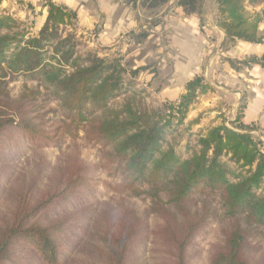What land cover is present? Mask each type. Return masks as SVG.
<instances>
[{
    "label": "trees",
    "instance_id": "obj_1",
    "mask_svg": "<svg viewBox=\"0 0 264 264\" xmlns=\"http://www.w3.org/2000/svg\"><path fill=\"white\" fill-rule=\"evenodd\" d=\"M7 1L12 0H0V5ZM168 1L144 0L141 7L154 11ZM202 1L176 0V5L186 16H200ZM43 2L46 20L34 36L19 32L21 23L0 11V145L15 137L35 145L39 140L83 132L88 141L109 148L108 160L122 168L124 188L135 197L144 194L138 185L150 188L152 208L162 220L156 236L174 248L179 264L213 215L209 210L192 208L191 197L197 193L218 195L226 214L236 219L224 230V241L218 245L212 264H264V257L258 261L249 257L248 239L251 228L264 227V145L242 124V107L230 127L221 123L207 129L199 135L193 154L181 160L172 146L164 148V129L169 125L165 118L175 114L177 124H182L198 96L211 87L201 76H195L185 84L177 104L169 105L171 115L166 116L137 111L130 104L113 106L125 93V75L135 77L146 67L128 72L120 59L109 60L93 53L78 55L75 33L67 31L68 27L74 29L76 13L51 0ZM256 2L215 0L216 24L225 34L226 49L236 41L260 44L264 40L259 33V26H264V9L252 12L246 8V4L254 6ZM236 64L264 70V54L259 59L233 63L237 70ZM18 77L48 91L64 112L62 127L50 138L43 124L33 122L30 116V102L39 91L25 88L17 100H9L6 85ZM196 123L198 120L191 122ZM223 157L236 169L223 162ZM97 183L87 166L73 163L30 213L19 205L9 218L1 220L0 264H70L72 251L78 250L87 237L97 213L101 197ZM161 192L167 198L165 206L160 202ZM55 205L61 209L47 221L29 223L35 212ZM70 210L85 220L67 225L73 215L65 217L64 213ZM138 226L139 217L132 209L109 222V264H131V244Z\"/></svg>",
    "mask_w": 264,
    "mask_h": 264
},
{
    "label": "rangeland",
    "instance_id": "obj_2",
    "mask_svg": "<svg viewBox=\"0 0 264 264\" xmlns=\"http://www.w3.org/2000/svg\"><path fill=\"white\" fill-rule=\"evenodd\" d=\"M13 1L15 4H12ZM143 1L135 0L136 5L139 6L138 10L145 18L154 17L155 13L162 9L151 11L142 8ZM245 1L247 3L249 0ZM7 2L11 3L6 4ZM7 2L0 5V11H5L19 24L21 23L18 28L19 32L24 30L28 31L31 36L36 35L37 31L33 26L34 12H29V9L18 0ZM256 3L254 6L246 4V8L252 12L264 9V0H257ZM250 7L253 9H249ZM167 27V20L154 19L145 26V29H141L137 36L133 37L136 44L140 43L142 47L137 49L131 47L130 52L125 50V47L113 51L98 46L95 48L89 34L78 35L71 27H68L67 31L75 33L78 55L93 53L100 58L120 59L128 72L139 67H146L145 71H140L135 77H131L128 73L125 75V93L113 103V106L120 107L123 104H130L134 110L160 112L166 116L171 115L169 105L177 104L179 98L185 93L183 88L184 93L179 96L178 100H171V90H174L171 88L174 57L171 56V33H168ZM142 35L148 37L143 38ZM249 59L252 58L244 61ZM25 88L39 91V94L30 102V116L33 122L43 124L50 138L58 127H62L64 112L48 91L43 88L38 89L37 83L22 77L9 81L6 85L9 100H17L25 92ZM172 115L169 119L165 118L169 121V125L164 129L163 145L164 148L172 146L176 155L181 160H185L196 150L199 135L211 127L203 126L207 117L202 114L196 117L191 116V118L187 115L180 125L177 124V116ZM219 117L221 122L218 125L224 123L230 127V122L224 118L223 114ZM194 120H198V123L191 124ZM2 143L0 145V221L9 218L19 205L27 214L30 213L44 194L51 191L63 171L71 164L79 162L87 166L90 174L98 180L97 189L101 197L87 237L78 250L72 251L70 264H109L111 249L106 237L110 228L109 222L122 211L131 209L139 217V226L131 244V264H179L174 257V248L170 249L156 236L162 220L155 212V207L152 208L154 202L149 195L150 188L138 185V189L144 192L139 197H135L131 191L124 188L122 168L110 164L109 148L88 141L83 132L72 137L64 135L57 140L47 139L45 142L39 140L35 145L31 143L29 145L19 137H15L12 141L5 140ZM221 160L229 167L236 169L227 157ZM262 189L264 190V184ZM159 198L161 204L165 206L167 198L163 192L159 194ZM191 200L193 209L209 210L213 215L207 227L185 250L181 264H212V257L218 245L224 241V230L236 219L226 214V209L218 195L197 193L192 195ZM60 209V206L55 205L49 210L37 211L29 223L37 221L44 223L48 217H52ZM70 211L71 213L69 211L64 213L65 217L68 214L73 215L67 220V225L74 226L75 222L85 220L74 210ZM238 220L243 224L242 217ZM249 233L248 239L251 246L249 257L258 261L264 257V227L251 228Z\"/></svg>",
    "mask_w": 264,
    "mask_h": 264
},
{
    "label": "crops",
    "instance_id": "obj_3",
    "mask_svg": "<svg viewBox=\"0 0 264 264\" xmlns=\"http://www.w3.org/2000/svg\"><path fill=\"white\" fill-rule=\"evenodd\" d=\"M18 1L29 12H34L33 26L38 31L47 16L43 0ZM51 1L76 13L73 27L76 34H89L95 48L98 46L111 51L125 47L130 52L131 47H142L133 37L154 19L167 20V31L171 33V56L174 57L171 100L177 101L184 93L185 84L195 76H201L212 90L200 95L188 118L202 114L207 117L203 126L213 127L221 122V114L228 122H233L236 112L242 107V124L264 144V70L255 65L241 67L236 64L237 70L232 66L248 58H261L264 40L260 44L236 41L226 49L223 46L225 34L216 24L215 0L202 1L200 16H186L177 7L176 0H171L152 18L141 15L135 0ZM259 33L264 35L263 25L259 26Z\"/></svg>",
    "mask_w": 264,
    "mask_h": 264
}]
</instances>
